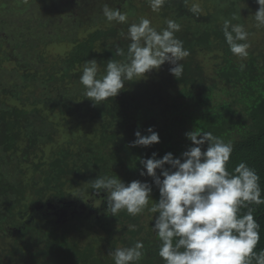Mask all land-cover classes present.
I'll return each mask as SVG.
<instances>
[{"label": "trees", "instance_id": "16d2710c", "mask_svg": "<svg viewBox=\"0 0 264 264\" xmlns=\"http://www.w3.org/2000/svg\"><path fill=\"white\" fill-rule=\"evenodd\" d=\"M194 3L202 8L199 15L190 11ZM105 4L126 13L127 22L107 21ZM258 7L256 0H167L154 12L149 0H0V264H115L111 253L137 241L144 255L135 264H165L152 229L158 214L146 208L136 216L125 210L112 216L106 194H95L91 182L115 175L126 185L147 182L150 208L159 189L152 177L140 175L146 172L140 161L153 153L156 159L181 157L194 146L186 136L193 130L231 143L227 170L234 174L241 162L254 169L264 198V26L254 18ZM142 18L158 32L168 20L181 25L175 35L190 52L181 61L182 77L165 63L94 105L80 82L85 62L95 59L101 78L110 59L125 61L128 28ZM225 20L249 33L246 59L230 51ZM117 46L125 56L116 55ZM149 127L159 142L132 147L135 132L148 135ZM248 207L259 224V253L264 204Z\"/></svg>", "mask_w": 264, "mask_h": 264}, {"label": "clouds", "instance_id": "9594fccd", "mask_svg": "<svg viewBox=\"0 0 264 264\" xmlns=\"http://www.w3.org/2000/svg\"><path fill=\"white\" fill-rule=\"evenodd\" d=\"M166 2L149 0L154 12ZM256 3L259 7L254 18L257 27H261L264 26V0H256ZM190 11L199 15L202 8L199 3H194ZM102 13L109 22H127L126 13L108 4L104 5ZM180 30L181 25L174 20H168L167 27L159 32L147 18L131 24L126 36L130 40L127 55L122 48L116 47V55L125 56V61L110 59L101 78H98L96 60L85 62L80 76L86 89L85 97L94 105L100 104L116 97L126 82L158 71L165 63L171 65L170 74L181 78L184 70L181 61L190 52L175 35ZM222 31L230 51L241 60L246 59L251 45L243 25L225 20ZM244 67L241 63L240 70ZM147 132L148 135H141L136 131L131 146H150L159 142L158 133L151 127ZM186 136L194 146L181 157L174 158L172 153H167L156 159L153 153L152 158L140 161L146 169L140 175L152 177L159 189L160 198L150 208L152 186L147 182L134 180L126 185L116 175L104 176L94 179L91 189L97 195L106 194L107 211L112 216L121 210L136 216L146 208L158 214L152 229L161 241L159 256L165 264H253V261L264 264V251H254L260 238L259 224L248 207L253 203L264 204L258 174L244 162L235 167L234 174L229 173L226 165L233 145L211 132L193 130ZM205 144L207 148L202 151ZM241 208H248V211L241 215ZM131 230H135V226H131ZM143 249V242L137 241L131 247L116 248L111 255L115 264H135L143 257Z\"/></svg>", "mask_w": 264, "mask_h": 264}, {"label": "rangeland", "instance_id": "374dc122", "mask_svg": "<svg viewBox=\"0 0 264 264\" xmlns=\"http://www.w3.org/2000/svg\"><path fill=\"white\" fill-rule=\"evenodd\" d=\"M61 49H62V47H61Z\"/></svg>", "mask_w": 264, "mask_h": 264}]
</instances>
